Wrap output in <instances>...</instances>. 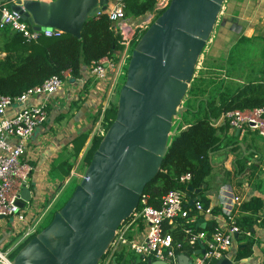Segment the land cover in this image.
Here are the masks:
<instances>
[{
    "label": "water",
    "instance_id": "95a60500",
    "mask_svg": "<svg viewBox=\"0 0 264 264\" xmlns=\"http://www.w3.org/2000/svg\"><path fill=\"white\" fill-rule=\"evenodd\" d=\"M111 1L20 0L12 10L34 30L54 29L81 37L87 20L105 11ZM224 1L170 0L147 27L131 54L115 119L82 180L52 221L17 251L11 264H100L121 225L138 209L145 187L161 171L172 136L180 132L181 122L175 119L189 109L183 102ZM202 189L187 187L189 206L201 198ZM31 199L30 189L24 186L18 205L24 208ZM203 222L199 219L197 224L203 227ZM201 252L203 244L195 253ZM179 262L192 260L179 255ZM112 264H117L116 256ZM147 264L169 263L149 260ZM217 264L234 262L224 257Z\"/></svg>",
    "mask_w": 264,
    "mask_h": 264
},
{
    "label": "crops",
    "instance_id": "0c3cea01",
    "mask_svg": "<svg viewBox=\"0 0 264 264\" xmlns=\"http://www.w3.org/2000/svg\"><path fill=\"white\" fill-rule=\"evenodd\" d=\"M13 4L10 0H0V8L7 6L12 9ZM149 13L143 15L144 17L127 18V20L136 24L145 19ZM263 46L264 0H225L214 32L201 57L205 80L212 79L216 83L224 80L225 85L233 86L258 78L262 75L261 71L264 67ZM247 53L252 58H246L241 65L239 63L241 56ZM5 55L6 53H0V56ZM112 57L116 62L115 66L108 68V76L103 81H97L90 73V66L84 65L79 77L71 74L54 94L40 95L29 100L28 105L45 104L48 118L36 128L23 158V162L31 168L26 187L30 189L32 199L22 208L21 213L0 217V250L4 252L13 250L25 233L49 212L51 202L63 186L58 176L62 170H54V164L58 159L68 157L70 163L73 164L77 160L79 163L91 146L93 138L103 137L106 132L104 116L107 108L115 103L117 85L123 73V65L120 63L121 51H116ZM250 61H260V63L255 67ZM233 63L237 66V70L232 66ZM239 70L241 74H238ZM235 72L237 74H231ZM198 74L197 67L185 99L195 100L193 101L195 107L186 105L189 107L187 112L204 117L209 96L216 92L215 96L219 98L222 90L219 92L213 89L209 94L191 96L190 89ZM212 80L211 83H214ZM20 109L19 104H14L6 108L3 113L0 112V118L11 117ZM221 116L214 121L217 127L226 123ZM191 118L192 116L182 123L180 116L175 121L187 127L199 119ZM223 130H219L223 147L210 155L214 167L209 185H205L201 191L207 206L203 212L195 214L199 217L198 220H204L203 227L199 225L204 230L213 224L224 225V212L230 206L231 194L224 192L223 187L231 188L233 193L241 198V203L235 210L236 221L241 223L239 226L243 229L242 232H250V235L238 234L228 254L234 264H264V138L255 135V131L251 130L238 132L230 126ZM82 134H87L84 146L77 158L72 157L76 148L75 140ZM238 160L247 165L242 173L238 170ZM252 166L255 170L250 169ZM74 173L75 167L68 176H65V183ZM253 198L260 199V207L256 202L250 203ZM245 218H252L254 221L247 231H244ZM127 227L130 237L140 235L144 230L142 222L134 219L127 223ZM246 244H251V253L236 260L240 247Z\"/></svg>",
    "mask_w": 264,
    "mask_h": 264
},
{
    "label": "built area",
    "instance_id": "2783aa9c",
    "mask_svg": "<svg viewBox=\"0 0 264 264\" xmlns=\"http://www.w3.org/2000/svg\"><path fill=\"white\" fill-rule=\"evenodd\" d=\"M10 1L16 3L20 0ZM111 3L103 12L108 14L116 33L120 36V43L123 46L120 63L124 67L131 57L129 50L132 41L137 39V33L146 30L156 18L157 13L167 8L170 0H158L154 11L136 24L127 20L121 0H112ZM0 12V27H12L29 39H35L42 33L46 36H59L63 33L54 29L34 30L22 14L10 7L3 6ZM115 63L112 56L104 57L91 64L90 73L97 81H103L108 76V68L115 66ZM70 75V70L63 71L60 75H53L17 97L0 95L1 113L14 104L21 106L17 114L0 118V217L14 216L22 212L18 202L31 171L30 166L23 162V158L36 128L48 118L45 104L33 106L28 105V102L36 96L54 94ZM221 119L234 130L255 131L264 138V106L234 109L223 113ZM214 126H216L215 122ZM192 179L191 172H186L179 177V181L187 185ZM223 189L224 192L231 194L230 206L224 212L225 224L215 225L211 235L206 230L198 228L199 217L193 212H203L205 208L200 199L189 206L191 197L187 190H169L160 198L158 206L150 204L149 196L143 193L140 200L142 207L135 211L131 219L142 222L143 232L130 237L127 223L131 220L127 223L125 221L117 231L116 238L108 250L110 258L105 261V264L111 263L115 254L123 246L128 247V251L134 252L140 262L146 263L149 260H162L169 264H181L179 255L184 254L191 258V264H217L224 257L231 259L228 253L233 246L234 234L250 235V232H242L236 221L235 210L241 203V198L235 195L228 186H224ZM42 218L25 233L13 250L10 252L0 250V264H11V253L27 238L38 233ZM177 227L181 228L184 234L183 239H175L173 231ZM201 244L204 245V252L196 254Z\"/></svg>",
    "mask_w": 264,
    "mask_h": 264
},
{
    "label": "trees",
    "instance_id": "16d2710c",
    "mask_svg": "<svg viewBox=\"0 0 264 264\" xmlns=\"http://www.w3.org/2000/svg\"><path fill=\"white\" fill-rule=\"evenodd\" d=\"M157 1L121 0L127 18H137L148 12H153ZM163 11L158 12L156 17ZM142 32L144 33L145 30L137 35V39L140 38ZM137 39L133 45H136ZM122 49L120 36L116 33L106 12L89 18L83 26L81 37L67 33H62L59 36H46L42 33L35 39H29L12 27H0V53H6L5 56H0V95L17 97L25 90L41 84L49 77L60 75L67 70H70L74 77H79L84 65L91 66L93 62L112 56L116 51ZM261 74L258 78L242 85L236 84L231 87L226 85L225 91L222 90L219 98H216V92L213 93L208 98L205 116L200 117L181 132L172 136V143L163 160L161 171L144 190V194L149 196L150 204L158 206L160 198L171 189L186 191L188 186L203 188L205 185H209L214 167L210 155L220 151L223 147L219 130L229 128L227 122L217 127L214 126V121L215 119L218 120L223 113L234 109L264 106V67ZM206 81L203 71H199V75L190 89V95L197 96L198 89L205 87ZM116 112V103L107 108L104 116L106 130L115 119ZM182 127L180 126V129ZM86 139L87 134H82L75 140L76 148L72 157L77 158L79 156ZM101 139L102 136L93 138L91 146L83 157L87 164L91 161ZM69 160L68 157L58 159V162L54 164V170H62L64 176H68L72 169V163ZM237 166L239 173H242L247 165L238 160ZM250 169L255 170L253 166ZM186 172H191L193 175V179L188 185L179 181V177ZM199 199L205 208L207 206L205 197L202 195ZM251 202H256L258 207L261 205L259 198H253L250 200ZM141 207L142 204L137 210ZM195 213L194 211L193 214L196 215ZM132 217L126 220V223ZM243 221L244 229H246L244 231L249 230L254 223L252 218H245ZM237 224L241 225L239 221ZM214 227L215 224L205 230L211 235ZM198 228L201 227L198 226ZM241 230L243 231V229ZM173 234L176 240L184 238L180 227H177ZM34 235L27 238L23 243L28 242ZM250 245L246 244L240 247L236 260L251 253ZM14 252L11 254V260L15 256L13 255ZM109 253L107 252L103 256L100 264L105 262ZM125 255L126 253L123 251L117 256L118 264H139L138 260L135 259L136 257L128 258L127 256L125 258ZM141 264L147 263L141 262Z\"/></svg>",
    "mask_w": 264,
    "mask_h": 264
},
{
    "label": "rangeland",
    "instance_id": "374dc122",
    "mask_svg": "<svg viewBox=\"0 0 264 264\" xmlns=\"http://www.w3.org/2000/svg\"><path fill=\"white\" fill-rule=\"evenodd\" d=\"M145 16V15H144ZM143 16V17H144ZM155 20V19H154ZM153 20V21H154ZM152 21V22H153ZM141 22V21H139ZM138 31V30H137ZM140 33V32H139ZM137 33V34H139ZM143 34V32L141 33V35ZM132 46L130 47V50H129V53L130 55L132 54L133 52V49L135 47L134 42L132 41ZM243 48H247V46H242ZM264 47V46H263ZM237 53V52H236ZM249 53H247L245 56L243 54V56H241V60L239 61V63L242 65L243 61L247 59H251L252 57L248 55ZM237 55V54H234V56ZM248 56V57H247ZM203 57V55L201 56ZM129 61H130V58L126 61V64L124 65L123 69H122V75L121 77L119 78V83L117 85V93H116V99H115V103L117 104V101H118V97H119V92H120V89L123 85V83L125 82V79H126V73H127V68H128V64H129ZM201 61H202V58H200V61H199V64H198V71H201L202 70V66L203 64H201ZM237 61V60H236ZM251 64H254L255 67H258L260 61H250ZM219 66V64L217 65ZM232 66L235 68V70H237V66L233 63ZM238 74H241V71H237ZM231 74H237L236 72L235 73H231ZM199 75V74H198ZM241 78V77H240ZM212 80V79H211ZM211 80H207L206 81V85L205 87H201L198 89L199 93L198 95L200 96L201 94H209L210 92H212V90L214 89L215 91H219V90H225L226 89V85L225 83H223V81H219L218 83H216V81H213L214 83H211ZM229 82V81H228ZM231 87V86H229ZM195 101L194 99H191V101H187V99L184 100L183 104L186 106V105H194V102ZM195 107V105H194ZM193 108V107H192ZM185 111L184 114L181 116V120H182V123H185L186 121H188V119H190V117L192 116L191 119L197 117L199 118L200 117V114L197 115V114H193L192 113H189ZM181 123V127L183 126V124ZM183 130L180 129V132ZM255 135H258V133L254 132ZM75 163V165H74ZM90 163V162H89ZM74 165V166H73ZM88 164L86 163L85 161V158L81 159L80 162L78 163V160L77 161H74L73 164H72V168L75 167V173L71 176L70 180H68L66 183H65V176L64 174L62 173H58V176H59V180L60 182H62V188L58 191L57 193V196L53 199V202H51V208L49 210V212L43 216L42 220L40 221V224H39V231H41L43 228H45L53 219L55 213L60 210L65 204L66 202L70 199V197L73 195L77 185L80 183V181L82 180L83 176H84V173H85V170L87 168ZM24 243H22L18 248L20 249V247L23 245ZM16 250V251H17ZM16 251L14 252L13 255H15ZM123 251L127 254V251H128V247L126 246H123L116 254L115 256H119L120 254L123 253ZM128 258H131V257H136V259L138 260V263L141 264L140 262V259L134 254V252L132 251H129V253L127 254ZM14 258V257H12ZM110 258V256H108L105 261H107L108 259ZM10 259H11V255H10ZM118 259V258H117ZM13 260V259H12ZM118 262V261H117ZM105 264V262L103 263ZM118 264V263H117Z\"/></svg>",
    "mask_w": 264,
    "mask_h": 264
},
{
    "label": "flooded vegetation",
    "instance_id": "af4514ba",
    "mask_svg": "<svg viewBox=\"0 0 264 264\" xmlns=\"http://www.w3.org/2000/svg\"><path fill=\"white\" fill-rule=\"evenodd\" d=\"M109 264H112V263H109Z\"/></svg>",
    "mask_w": 264,
    "mask_h": 264
}]
</instances>
